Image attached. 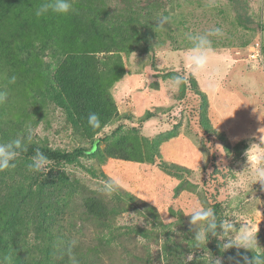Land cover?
<instances>
[{"label": "rangeland", "instance_id": "374dc122", "mask_svg": "<svg viewBox=\"0 0 264 264\" xmlns=\"http://www.w3.org/2000/svg\"><path fill=\"white\" fill-rule=\"evenodd\" d=\"M38 1L22 0L5 19L15 18L16 24L17 13L32 4L34 8V3L39 7ZM94 6L107 13L104 19L111 17L108 23H119L120 32L141 38V44L97 53L103 80L120 75L107 88L118 116L94 135L103 138L98 151L77 156L71 164L49 162L42 172L61 173L71 183L76 179L82 191L117 208L104 222L85 216L79 199L67 189L59 193L67 206L58 205L52 220L42 225L35 197L26 199L14 211L8 244L29 264H70V255L80 264H170L172 258L174 264H213L216 258L222 264H238L212 257L194 240L189 215L198 207H209L218 220H231L237 229L247 226L257 235L258 246L252 251L229 250L264 255V184L255 181L253 159L264 158V0H74L75 11L69 15L86 22ZM161 16L168 17L163 30L156 27ZM4 24L0 17V35L5 32L1 37H9ZM97 24L99 31L106 29L97 20L93 28ZM27 28L28 32L18 29L19 43L10 41L8 49L0 41V91L9 94L0 105V141L24 136L31 125L36 145L66 151L90 148L89 140L71 126L49 94L51 80L43 69L47 63L54 65L50 53L34 51L33 63L21 60L18 45L28 41L38 45L44 34ZM213 28L224 32L223 37L211 38L224 62L215 93L203 76L191 74L183 60L191 46L185 34ZM3 52L12 53V62ZM178 74L185 83L173 92L171 78ZM13 75L16 82L11 84ZM156 143L158 156H153L150 145ZM118 146L131 160L106 154L111 147L117 152ZM20 177L15 168L0 171L3 208L4 203L11 204ZM112 177L121 178L125 187L109 195L103 189ZM22 186L25 190L19 193L25 195L28 188L23 182ZM0 216L8 215L0 210ZM142 230L146 232L141 235Z\"/></svg>", "mask_w": 264, "mask_h": 264}, {"label": "trees", "instance_id": "16d2710c", "mask_svg": "<svg viewBox=\"0 0 264 264\" xmlns=\"http://www.w3.org/2000/svg\"><path fill=\"white\" fill-rule=\"evenodd\" d=\"M21 2L22 0H0V17L4 20L5 29L8 31L7 34L9 35V37H1L5 32L0 35L1 44L6 49L9 48V43L12 40L18 44V29L20 27L27 32V27H29V29L30 27H34L35 32H44V34H40L41 38L38 45H29L32 41L23 43V46L20 44L18 45L19 48H22L21 60L23 58L25 61H28V63H33L32 53L34 51L50 53V56L54 60V65L47 63L46 67L43 69L44 75L51 80L48 85V87L50 86L48 89L49 94L52 97V101L58 107L62 108L71 126L76 129L83 138L85 137L89 140L90 148L80 146L71 151H66L59 148H51L47 145L39 146L32 142L27 145V150L21 152L17 160L14 161L16 164L15 170H17L21 176V185L13 190L14 193L10 198L11 204H9V206L7 203L3 204L6 210L0 206V210L8 215L0 216V259L10 256V264H29L22 253L11 248L8 244L9 238H7L8 234H12L13 232L11 231L8 233V230L11 228L10 226L15 224L16 216L14 211L18 210L20 204L26 199H34L35 197L38 205L36 206L38 208H36V212L37 210L40 211L39 216L41 219L38 224L42 225L52 220V216L55 215L58 205L60 207L67 206V200L62 201L59 199L60 191L64 192L67 189H70L69 193L76 195L79 199L77 202L79 203L80 201V206H82L81 212L85 216H97L104 222L106 216H109V212L117 208L115 205L109 207L106 202L96 195L87 194V189L82 191L80 189V183L76 181V179L71 183L67 176H63L61 173L53 174L52 170L46 174L42 171L30 172L27 165L31 162L32 154H35L37 150L44 153L48 157L49 162L54 166H60L62 163H74L77 160V156L79 157L86 153H95L98 151L99 144L103 138H95L94 135L102 130L111 117L118 116L115 103H113L107 88L112 84V81H117L120 75H116L114 78L107 81L103 80L101 76V60L97 53L118 50L126 46V44L134 49L141 44V38L136 37L133 33L120 32L119 30L123 27L119 23H108L107 20L111 19V17L104 19V15H107V13H104L98 6L89 9L91 17L87 16L86 22L77 17L75 18V16L70 17L69 14L57 15L49 13L37 17L35 11L38 7L35 3L34 8L32 4L26 9V12L25 10H20L17 13L16 24L15 18L11 20L9 18L5 19L7 15L19 8ZM42 2L43 0L38 1L39 4ZM95 19L100 25L105 26L106 29H103V32L99 31L98 24L93 28L94 21H96ZM28 20H30V22L26 23ZM47 28L50 29L46 32ZM111 29L112 32H110ZM0 32H2V29ZM97 32L98 34L95 35ZM11 55L12 53L3 52V56L12 62ZM194 82L192 83L194 84ZM198 92L202 95V98L205 99V94L200 91ZM89 113H96L99 116L101 120L100 128L93 129L89 126ZM149 114L150 112L146 114V117H148ZM172 136L174 135L168 138ZM120 147L122 146L117 147V152L111 147L108 151L106 150V154L108 156L116 155L120 158L131 160L127 158L128 156L123 149L120 150ZM157 147L158 143L152 146L150 145V148L154 150L153 156H158ZM151 153L147 156L148 158ZM25 167H27L26 173H24ZM178 168L181 167L178 166ZM39 175H41L40 179ZM22 182L26 184L28 188L26 189L28 192L25 195L19 193L25 190L22 186ZM72 186L73 188L71 189ZM83 189H85V187H83ZM15 194L18 196L17 199ZM123 195L124 197L126 196V194ZM51 196L56 197L51 203L44 201L45 198H50ZM126 197L129 200L135 199L131 196ZM43 206H46L45 210H43ZM142 206L145 207L147 205ZM152 208L154 207L152 206ZM145 209L148 208L145 207ZM215 209H217V206ZM7 210H9V212H7ZM144 232L146 231L142 230L141 235ZM3 236L6 237V240ZM192 241L191 239L190 243H193ZM220 244L221 242L218 241L217 238L211 237L206 245L203 243L200 245L207 247L212 257L218 256L224 259L228 258V260L237 261L238 264H245L243 259L245 256L251 261L253 256L260 255L254 252H244L243 250H240L242 253L235 252L234 250L221 251ZM172 247L180 249L178 246L172 245ZM174 262L175 258L170 259V264H174ZM193 263L194 261L192 264ZM90 264H94L93 261H91ZM143 264L150 263L147 262Z\"/></svg>", "mask_w": 264, "mask_h": 264}, {"label": "clouds", "instance_id": "9594fccd", "mask_svg": "<svg viewBox=\"0 0 264 264\" xmlns=\"http://www.w3.org/2000/svg\"><path fill=\"white\" fill-rule=\"evenodd\" d=\"M75 11L74 0H43L36 9L35 15L41 17L49 13L57 15H68ZM168 23V17L161 16L157 21V28L163 30ZM224 32L221 28H213L207 32L193 33L188 32L185 38L190 42V47L183 54L184 63L189 67L194 77L203 76L206 80L207 87L210 92H216L217 79L222 75L224 70V62L218 57L216 50L212 46V37H223ZM16 77L13 75L9 79V83L14 84ZM185 83L183 75H175L171 78L170 89L173 92L179 91L181 85ZM8 92L0 91V105L8 100ZM88 124L93 129L101 127V120L96 113H89ZM264 137H261V140ZM34 141V129L31 125L27 126L24 136L18 137L10 141H0V171L15 168L14 161L20 156L21 152L27 150V145ZM257 167L254 171L256 183L264 184V166L261 165V159L253 157ZM49 164L48 157L36 151L31 158V162L27 165L32 172H41L46 170ZM125 183L119 177H112L105 182L103 191L106 194H113L117 190L124 188ZM234 195V193H233ZM190 216V224L195 230L194 240L197 244H207L211 237L217 238L221 242V251H227L232 248H243L252 251L258 246L257 235H255L247 226L236 228L231 220L219 219L214 209L209 207H198L192 211ZM245 264H264V256H253L249 261L248 257H243ZM70 264H80L75 255L69 256ZM11 257L6 256L0 259V264H10ZM213 264H222L221 259L216 258Z\"/></svg>", "mask_w": 264, "mask_h": 264}]
</instances>
